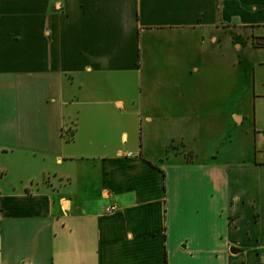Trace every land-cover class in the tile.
I'll return each mask as SVG.
<instances>
[{
  "label": "crops",
  "instance_id": "obj_1",
  "mask_svg": "<svg viewBox=\"0 0 264 264\" xmlns=\"http://www.w3.org/2000/svg\"><path fill=\"white\" fill-rule=\"evenodd\" d=\"M259 37L264 0H0V264H260Z\"/></svg>",
  "mask_w": 264,
  "mask_h": 264
},
{
  "label": "rangeland",
  "instance_id": "obj_2",
  "mask_svg": "<svg viewBox=\"0 0 264 264\" xmlns=\"http://www.w3.org/2000/svg\"><path fill=\"white\" fill-rule=\"evenodd\" d=\"M133 136V135H132ZM223 138H224V134H222ZM134 138V136H133ZM213 141V140H211ZM130 145V144H129ZM177 146L176 145H170L168 146L167 150H173V149H178L176 148ZM162 150H160L158 148V140H154V143L152 142V146H151V152L153 153V155H157L159 152H161ZM176 151V150H174ZM182 151V150H181ZM184 157L186 160H191V154H189V151L185 152L184 154ZM17 161H19L21 159L20 156H17ZM7 162L8 163H12V160L9 158L7 159ZM65 166H63L62 168L65 169V171H70V172H73L72 174L77 176L79 175V172H78V169H74V167H72L71 165L69 164H64ZM21 167L24 168L23 170H25L24 174H28V173H34V165H31V166H27L24 162L23 164H21ZM10 169H11V173L12 174H16L18 173L20 170H16V165H14V168L13 166H10ZM43 181H46L45 179H43Z\"/></svg>",
  "mask_w": 264,
  "mask_h": 264
},
{
  "label": "built area",
  "instance_id": "obj_3",
  "mask_svg": "<svg viewBox=\"0 0 264 264\" xmlns=\"http://www.w3.org/2000/svg\"><path fill=\"white\" fill-rule=\"evenodd\" d=\"M113 209H114V207L111 205V206L105 207L104 210H105L106 212H111V211H113ZM260 264H264V258L261 259Z\"/></svg>",
  "mask_w": 264,
  "mask_h": 264
},
{
  "label": "water",
  "instance_id": "obj_4",
  "mask_svg": "<svg viewBox=\"0 0 264 264\" xmlns=\"http://www.w3.org/2000/svg\"><path fill=\"white\" fill-rule=\"evenodd\" d=\"M257 43H264V38L259 37L256 39Z\"/></svg>",
  "mask_w": 264,
  "mask_h": 264
},
{
  "label": "trees",
  "instance_id": "obj_5",
  "mask_svg": "<svg viewBox=\"0 0 264 264\" xmlns=\"http://www.w3.org/2000/svg\"><path fill=\"white\" fill-rule=\"evenodd\" d=\"M260 44V43H259ZM71 137V132H69L68 134H66V138H70Z\"/></svg>",
  "mask_w": 264,
  "mask_h": 264
}]
</instances>
